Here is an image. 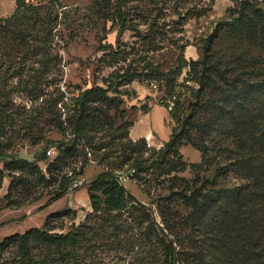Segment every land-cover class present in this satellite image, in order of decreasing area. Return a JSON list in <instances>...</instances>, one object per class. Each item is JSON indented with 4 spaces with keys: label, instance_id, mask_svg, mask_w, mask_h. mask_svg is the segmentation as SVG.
I'll use <instances>...</instances> for the list:
<instances>
[{
    "label": "trees",
    "instance_id": "trees-1",
    "mask_svg": "<svg viewBox=\"0 0 264 264\" xmlns=\"http://www.w3.org/2000/svg\"><path fill=\"white\" fill-rule=\"evenodd\" d=\"M215 1L94 0L91 10L102 26L99 62L114 71L103 79L105 85L43 99L27 127L32 142L42 133L38 116L70 139L45 138L33 159L3 146L10 138L7 118L14 117L0 105V189L10 179L6 195H0V214L5 207L39 201L40 187L51 185L56 167L80 145L82 172L88 154L104 166L86 184L92 209L82 221H74V209L51 213L43 227L0 242V264H118L123 257L136 264H264V0H232L228 16L201 38L198 59L181 53L176 67L163 70L153 58L180 46L187 21L206 15ZM15 2L14 13L0 19L5 57L0 70L8 59L42 54L47 59L41 65L49 71L59 12L41 13L36 5L25 7V0ZM109 30L117 31L116 43H103ZM128 31L136 41H123ZM136 80L154 83L165 94L162 103L173 126L159 148L148 146L145 137L132 139L133 123L123 120L120 87ZM186 145L201 153L199 162L184 159ZM52 150L55 156L48 154ZM132 168L133 178L149 187L158 182L165 190L153 199L158 216L120 183L121 173ZM188 169L189 177L181 175ZM76 176L75 170L62 176L44 205L67 193ZM68 215L64 231L54 222Z\"/></svg>",
    "mask_w": 264,
    "mask_h": 264
},
{
    "label": "rangeland",
    "instance_id": "rangeland-1",
    "mask_svg": "<svg viewBox=\"0 0 264 264\" xmlns=\"http://www.w3.org/2000/svg\"><path fill=\"white\" fill-rule=\"evenodd\" d=\"M209 1L192 0V3L202 5L209 3ZM93 2L94 0H60L58 3L54 0H25V7L36 5L41 13H44L45 10H51L54 13L59 12V23L53 31L54 37L49 56L51 69L49 71L41 65L43 63L41 60L47 59V57L43 58L42 54L35 57L17 56L13 62L8 59L5 61V66L0 70V105L3 106L2 110L6 111V115L9 113L14 117L13 119L7 118V136L10 138L3 143L4 147L8 146L10 150L19 151L21 155L33 159L34 152L44 144L45 138L61 142L68 141L70 139L68 135H64L54 125L45 122L43 117L38 116V131L42 133L35 138L37 139L36 143L32 142L33 139L29 135L27 127L38 107L43 106V99L50 95L55 96L60 92H65L68 96L77 94L78 87H91L94 84L105 85L103 79L108 78L113 73L114 68L104 66L99 62L102 55V52L98 50L101 43L102 26L101 21L91 10ZM233 4L232 0H216L211 11L206 15L189 19L185 25L184 39L180 41V46H168L164 50L154 53L155 62L160 64L163 70H169L177 66L181 53L187 59H198L202 51L201 38L213 31L219 19L228 16L227 10ZM15 7V0H0V18L12 15ZM171 11L168 9L167 13L171 14ZM170 19L171 15L168 16L167 20ZM116 39L117 31L109 30L103 43H116ZM122 39L125 42L136 41L130 31L126 32ZM187 39L190 43L185 45ZM65 40L68 42L67 45ZM182 48L183 50H181ZM40 53H43V50H40ZM140 55L135 56V59L138 60ZM135 64L137 63L135 62ZM25 80H29L26 83L27 87L24 83ZM19 81L23 84L19 85ZM23 87L27 90H24ZM120 90L123 92L125 101L120 109L125 111L123 120L127 122L134 123L139 115L152 108L157 111L161 106L166 108L162 103L165 94L154 83L136 80L120 87ZM36 94H40L41 98H34ZM163 115V126L171 132L173 121L169 110L168 114ZM121 121L118 117V124ZM2 140L0 139V141ZM147 141L152 148H159L164 144L157 136L148 137ZM181 151L184 159L189 163L201 160V153L191 145L183 146ZM147 153H151V150H148ZM88 157L91 160L87 161L83 171L86 178L83 185L88 184L104 169L98 160H92L94 156L88 154ZM68 160V162H66L67 160L62 161L60 167H56L51 185L40 187L37 193H42V198L39 201L26 203L19 208H4L0 214V242L14 233H23L33 227H43L47 217L53 211H63L69 202L74 201V196L68 195L71 192L69 190L62 197L52 202V204L55 202V205H44L54 196V191L62 181V176L68 175L71 170L77 171L79 166L81 167L86 163L81 145L78 147V152ZM39 164L48 175V166L42 162ZM0 167H3L2 162H0ZM181 175L189 177V169ZM9 182V177H6L0 189L2 197L8 191ZM152 185L149 187L137 177H132L125 184L127 189L139 200L151 205L155 210V215L158 216L156 204H152L153 199L157 196V192H164L165 190L161 189L158 182ZM71 216H65L54 223L55 225L63 224L64 231H66L71 223ZM56 231H61V229L57 228ZM118 264H136V262L133 258L123 257Z\"/></svg>",
    "mask_w": 264,
    "mask_h": 264
},
{
    "label": "crops",
    "instance_id": "crops-1",
    "mask_svg": "<svg viewBox=\"0 0 264 264\" xmlns=\"http://www.w3.org/2000/svg\"><path fill=\"white\" fill-rule=\"evenodd\" d=\"M165 113L168 114V110L161 106L158 111L152 108L148 112L139 115L130 128V137L134 140H137L141 137H145L147 139L148 137L152 138L157 136V138L162 143L167 141L171 132L169 129H166L163 126L164 123L162 121V117ZM68 195L74 196L75 199L74 201L72 200L69 202V205L66 207V209L76 210L77 215L74 221L79 223L92 209L88 188L86 185H83L79 189L68 193ZM50 205H55V202L53 204L51 203ZM56 211L58 210L53 212Z\"/></svg>",
    "mask_w": 264,
    "mask_h": 264
},
{
    "label": "built area",
    "instance_id": "built-area-1",
    "mask_svg": "<svg viewBox=\"0 0 264 264\" xmlns=\"http://www.w3.org/2000/svg\"><path fill=\"white\" fill-rule=\"evenodd\" d=\"M1 19V18H0ZM4 45H3V42H2V39H1V36H0V63L4 60ZM147 145L148 146H151L148 141H147ZM48 154L50 155H53L55 156L57 154V151L55 150H52V151H49ZM135 169H130L129 171H123L121 173V175L119 176V181L120 183L122 184H126L127 181L131 180V178L133 177V175L135 174ZM77 176L75 177V179L72 180L71 184H70V187H69V190L71 192L79 189L83 184L84 182L86 181V178L84 177L83 175V172H82V169L81 167L79 166L77 168ZM74 175V170H71L69 173H68V176H73Z\"/></svg>",
    "mask_w": 264,
    "mask_h": 264
},
{
    "label": "water",
    "instance_id": "water-1",
    "mask_svg": "<svg viewBox=\"0 0 264 264\" xmlns=\"http://www.w3.org/2000/svg\"><path fill=\"white\" fill-rule=\"evenodd\" d=\"M118 179H119V177H118Z\"/></svg>",
    "mask_w": 264,
    "mask_h": 264
}]
</instances>
